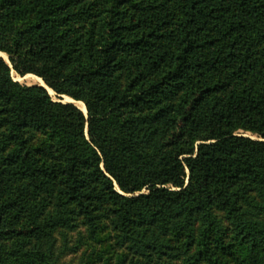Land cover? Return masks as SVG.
I'll return each mask as SVG.
<instances>
[{
	"label": "trees",
	"instance_id": "16d2710c",
	"mask_svg": "<svg viewBox=\"0 0 264 264\" xmlns=\"http://www.w3.org/2000/svg\"><path fill=\"white\" fill-rule=\"evenodd\" d=\"M0 51V264L80 225L111 264H264V0H0Z\"/></svg>",
	"mask_w": 264,
	"mask_h": 264
},
{
	"label": "rangeland",
	"instance_id": "374dc122",
	"mask_svg": "<svg viewBox=\"0 0 264 264\" xmlns=\"http://www.w3.org/2000/svg\"><path fill=\"white\" fill-rule=\"evenodd\" d=\"M4 53L7 55V58L2 53H0V56L4 57L8 62H10L9 55L6 52ZM12 75L15 80H18L25 84H42L31 79H19V74L14 70L12 71ZM44 85L49 89L46 83ZM51 94L55 100L63 102H73L77 106V101H81L74 99L71 96V100H66V94L58 95L55 91ZM84 113L86 114V116H88V110L84 111ZM86 133L88 134V127H86ZM245 134L256 137V135L252 134L251 132H245ZM67 233L69 240L67 244L68 246H75L73 250L68 249L60 232H58L57 234L58 244H60V246L63 248L61 262H65L67 264H78L82 260H92L98 264H103L106 262H109L111 264L116 260L117 255L123 250L115 244L114 234L109 229L100 232L97 238L90 237L88 229L85 225H80L78 228L70 230ZM177 264L182 263L181 261H178Z\"/></svg>",
	"mask_w": 264,
	"mask_h": 264
},
{
	"label": "bare ground",
	"instance_id": "6f19581e",
	"mask_svg": "<svg viewBox=\"0 0 264 264\" xmlns=\"http://www.w3.org/2000/svg\"><path fill=\"white\" fill-rule=\"evenodd\" d=\"M0 53L4 54L5 57L7 58V55L4 52H0ZM18 78L19 79H25V80L31 79V80L36 81L38 83L45 84L44 80L40 76H38L36 74H33V73H28V74H26L24 76L18 75ZM49 90H50L51 93L54 92V90L51 89L50 87H49ZM65 96H66V100H71L72 99L68 95H65ZM77 104L82 110L87 111V107H86V105H85V103L83 101H77Z\"/></svg>",
	"mask_w": 264,
	"mask_h": 264
},
{
	"label": "water",
	"instance_id": "95a60500",
	"mask_svg": "<svg viewBox=\"0 0 264 264\" xmlns=\"http://www.w3.org/2000/svg\"><path fill=\"white\" fill-rule=\"evenodd\" d=\"M42 85H44V84H42ZM45 86V85H44ZM46 87V86H45Z\"/></svg>",
	"mask_w": 264,
	"mask_h": 264
}]
</instances>
